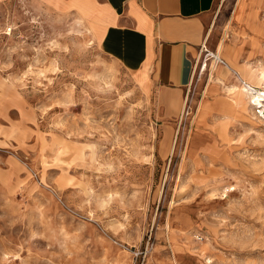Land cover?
Instances as JSON below:
<instances>
[{"label":"rangeland","instance_id":"374dc122","mask_svg":"<svg viewBox=\"0 0 264 264\" xmlns=\"http://www.w3.org/2000/svg\"><path fill=\"white\" fill-rule=\"evenodd\" d=\"M213 16L168 113L78 11L0 0V264H264V0Z\"/></svg>","mask_w":264,"mask_h":264},{"label":"crops","instance_id":"0c3cea01","mask_svg":"<svg viewBox=\"0 0 264 264\" xmlns=\"http://www.w3.org/2000/svg\"><path fill=\"white\" fill-rule=\"evenodd\" d=\"M46 1L50 6L78 11L90 22L105 53L126 69L147 74L159 88V105L168 113L178 112L186 101L195 56L211 35L213 11L220 2L77 0L80 5L73 6L75 0Z\"/></svg>","mask_w":264,"mask_h":264},{"label":"built area","instance_id":"2783aa9c","mask_svg":"<svg viewBox=\"0 0 264 264\" xmlns=\"http://www.w3.org/2000/svg\"><path fill=\"white\" fill-rule=\"evenodd\" d=\"M211 55L214 58L215 63H220V64H224L225 65V62H224V60L222 58H220L219 56H215L214 54H211ZM240 82H241V84L245 85L249 89V91H250L251 94L255 93V90H254V86L253 85H251V86H253V88H251V89L248 87V84H250L249 82H247V81H245L243 79ZM250 103L253 106V108L255 110V113L257 115L264 116V108L262 106H260L258 103H256L253 99L250 101Z\"/></svg>","mask_w":264,"mask_h":264},{"label":"bare ground","instance_id":"6f19581e","mask_svg":"<svg viewBox=\"0 0 264 264\" xmlns=\"http://www.w3.org/2000/svg\"><path fill=\"white\" fill-rule=\"evenodd\" d=\"M211 54H214V53H211ZM214 55L219 56L217 55V53ZM243 86L245 87L244 89H242V92L244 93V95L247 96L250 100L253 99L256 103H258L260 106L264 108V91L254 88L255 93L251 94L249 89L245 85ZM248 87L250 89L253 88L249 84H248Z\"/></svg>","mask_w":264,"mask_h":264}]
</instances>
